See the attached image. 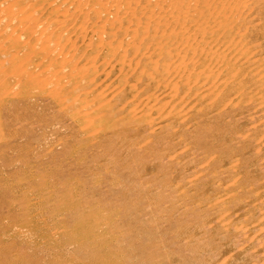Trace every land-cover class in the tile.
Here are the masks:
<instances>
[{
  "label": "rangeland",
  "instance_id": "rangeland-1",
  "mask_svg": "<svg viewBox=\"0 0 264 264\" xmlns=\"http://www.w3.org/2000/svg\"><path fill=\"white\" fill-rule=\"evenodd\" d=\"M114 1L0 0V264H264V0Z\"/></svg>",
  "mask_w": 264,
  "mask_h": 264
},
{
  "label": "bare ground",
  "instance_id": "bare-ground-1",
  "mask_svg": "<svg viewBox=\"0 0 264 264\" xmlns=\"http://www.w3.org/2000/svg\"><path fill=\"white\" fill-rule=\"evenodd\" d=\"M74 1V3H76L77 2V5L78 6H80L81 4H84V3H86V5H87V3L88 4H90L91 2H92V0H73ZM104 1V0H103ZM114 1V0H113ZM127 1V0H126ZM132 2H128V3H125V1L124 0H115L114 1V3L116 2V5H117V8L119 7L121 10L122 9H125L126 10V8L128 9V10H132V11H134V12H136V9H137V7H138V2L137 3H134L135 1L134 0H131ZM159 2H164V3H166L167 1L166 0H158ZM173 1V3H174V8H173V6H172V9L171 10H176L177 11V8H178V10H180V9H182L183 8V6H185L184 8H186L188 11V13H189V11H190V9L192 8V6H196V5H199L200 4V6L201 7H204L205 5H206V2L208 1V0H181L180 1V3L178 2L179 0H172ZM220 1H223L225 4H228V1L230 2V0H220ZM238 1V0H237ZM5 2H7V0H5ZM106 2V1H105ZM110 3V0H107V3ZM240 2V1H239ZM73 3V4H74ZM133 3H134V5H133ZM105 4V3H104ZM195 4V5H194ZM237 4V3H236ZM244 4V3H243ZM37 5V4H36ZM102 5V4H101ZM239 5V4H238ZM238 5L237 6H234V7H236V9H238ZM32 6H34V4L32 5ZM82 6V5H81ZM132 6H134V8H132ZM84 7V6H83ZM125 7V8H124ZM68 8V7H67ZM89 9V12L88 13H90V12H95V11H97V10H95L94 9V5L92 4V6H90V7H88ZM101 8V7H100ZM218 8H221V9H223L222 8V6L221 5H219L218 4V6H217V8H216V10L218 9ZM149 10V12L150 13H152V12H154V10H150V9H148ZM175 10H174V12H175ZM226 10V9H225ZM67 11H68V9H67ZM100 11V10H99ZM108 11V10H107ZM134 12H133V15H134ZM70 13V12H69ZM87 13V14H88ZM212 13H214V12H212ZM217 13V12H216ZM153 14V13H152ZM200 14H202V13H200ZM146 15V14H145ZM180 15V14H179ZM154 16V15H153ZM209 16H213V14H210ZM179 17V16H178ZM153 18V17H152ZM175 18V17H174ZM185 18V17H184ZM178 19V18H177ZM50 20V19H49ZM53 19H51V22L49 21H47L48 22V25H49V27L50 26H52V25H54L55 23V21L53 22L52 21ZM62 20V19H61ZM186 21H189V20H186ZM47 22H46V25H47ZM67 20H63V21H61L60 23H58L59 25H55V26H57L58 27V30H65V32H69L70 31V29H71V27L70 28H68V27H66V24L69 22H67ZM54 23V24H53ZM222 22H219V24H221ZM218 24V25H219ZM45 25V26H46ZM47 25V26H48ZM190 25V24H189ZM208 25V24H207ZM42 26V25H41ZM40 27V26H39ZM50 28H54V27H50ZM45 29H48V28H45ZM55 29H56V27H55ZM186 29H189V26L186 28ZM64 32V31H63ZM72 32V31H71ZM77 32V31H76ZM81 32V31H80ZM203 32H205V31H203ZM63 34V33H62ZM79 34V33H78ZM204 34V33H203ZM85 35V34H84ZM65 36V35H64ZM202 37V36H201ZM218 48V47H217ZM203 51V50H202ZM72 55V54H71ZM206 55H208V54H206ZM69 62V61H68ZM67 62V64H69ZM235 62V61H234ZM181 66V65H180ZM107 67V66H106ZM88 68V67H87ZM96 69V68H95ZM204 71V70H203ZM225 71V70H224ZM10 71H8V67H6V68H4V65H2V64H0V76H2V74L3 75H5L6 73H9ZM234 74H235V72H234ZM219 75V74H218ZM13 78V77H12ZM188 79H189V77H188ZM222 81V80H221ZM230 81V80H229ZM227 82V81H226ZM176 84V83H175ZM227 84V83H226ZM20 88V87H19ZM14 89H16V86H15V88ZM21 89H22V87H21ZM191 89V88H190ZM223 89V88H222ZM122 90V89H121ZM18 91V90H17ZM2 92H5V91H2ZM1 92V93H2ZM19 92V91H18ZM22 92V91H21ZM0 93V94H1ZM12 93V92H11ZM20 93V92H19ZM24 93V92H23ZM15 94V93H14ZM119 94H120V92H119ZM197 94V93H196ZM122 95V94H121ZM221 95V94H220ZM113 96V95H112ZM10 97H12V96H10ZM1 98V97H0ZM8 98V97H7ZM114 98V97H113ZM133 98H135V97H133ZM12 99V98H11ZM15 99V98H14ZM13 99V100H14ZM115 99H117L116 97H115ZM118 100H119V98H118ZM2 102V101H1ZM10 102V101H9ZM10 104V103H9ZM126 104V103H125ZM131 105V104H130ZM129 105V106H130ZM142 106V105H141ZM125 107V106H124ZM125 110V109H124ZM1 111V110H0ZM141 113V112H140ZM1 114V113H0ZM1 116H2V114H1ZM11 116V115H10ZM9 116V117H10ZM134 117V116H133ZM107 118V117H106ZM3 121V120H2ZM108 121V120H107ZM110 124H112V123H110ZM13 125V124H12ZM229 126V125H228ZM3 127V126H2ZM8 127V126H7ZM1 128V127H0ZM16 129V128H15ZM241 130V129H240ZM29 131V130H28ZM1 134H3L2 133V131H1ZM12 137V136H11ZM18 137V136H17ZM101 140V139H100ZM26 145V144H25ZM18 146H21V144H19ZM27 146V145H26ZM21 148H23V147H21ZM244 150V149H243ZM2 151V150H1ZM213 158V157H212ZM232 166V165H231ZM242 167V166H241ZM84 193V192H83ZM79 196V195H78ZM7 222V221H6ZM12 244V243H11ZM10 244V245H11ZM9 245V244H8ZM0 247H1V245H0ZM2 247H3V245H2ZM4 248V247H3ZM2 248V249H3Z\"/></svg>",
  "mask_w": 264,
  "mask_h": 264
}]
</instances>
